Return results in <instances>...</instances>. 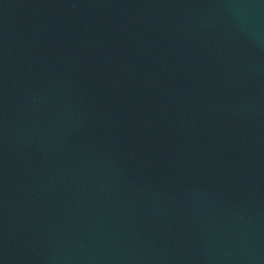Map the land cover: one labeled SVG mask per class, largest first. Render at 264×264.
<instances>
[{
	"label": "water",
	"instance_id": "1",
	"mask_svg": "<svg viewBox=\"0 0 264 264\" xmlns=\"http://www.w3.org/2000/svg\"><path fill=\"white\" fill-rule=\"evenodd\" d=\"M0 264H264V0H0Z\"/></svg>",
	"mask_w": 264,
	"mask_h": 264
}]
</instances>
